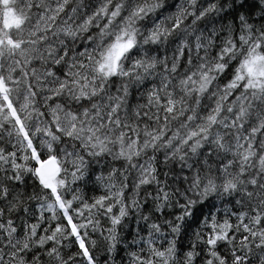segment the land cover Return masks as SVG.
<instances>
[{
  "label": "snow or ice",
  "instance_id": "snow-or-ice-1",
  "mask_svg": "<svg viewBox=\"0 0 264 264\" xmlns=\"http://www.w3.org/2000/svg\"><path fill=\"white\" fill-rule=\"evenodd\" d=\"M0 264H264V0H0Z\"/></svg>",
  "mask_w": 264,
  "mask_h": 264
}]
</instances>
